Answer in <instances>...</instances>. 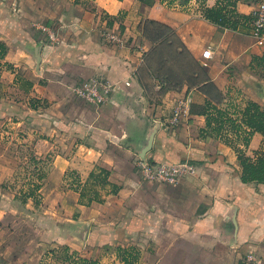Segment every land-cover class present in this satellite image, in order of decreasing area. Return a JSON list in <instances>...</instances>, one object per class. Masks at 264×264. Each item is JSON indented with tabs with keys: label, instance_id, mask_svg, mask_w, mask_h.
Instances as JSON below:
<instances>
[{
	"label": "crops",
	"instance_id": "1",
	"mask_svg": "<svg viewBox=\"0 0 264 264\" xmlns=\"http://www.w3.org/2000/svg\"><path fill=\"white\" fill-rule=\"evenodd\" d=\"M260 1L0 0V159L27 150L46 162L34 197L3 194L48 216L26 262L53 245L89 257L112 245L123 264H264V184L243 182L239 159L264 154V137L246 142L242 126L249 101L264 110V44L251 20L207 18L218 7L254 18ZM151 21L157 37L144 35ZM97 80L113 85L102 101L79 93ZM179 102L189 115L172 126ZM218 110L235 129L218 126ZM143 162L194 172L150 180ZM102 170L101 198L84 196Z\"/></svg>",
	"mask_w": 264,
	"mask_h": 264
},
{
	"label": "rangeland",
	"instance_id": "2",
	"mask_svg": "<svg viewBox=\"0 0 264 264\" xmlns=\"http://www.w3.org/2000/svg\"><path fill=\"white\" fill-rule=\"evenodd\" d=\"M152 34L157 36L159 32L154 31ZM0 123L1 125L5 124L4 120ZM30 154L27 150L19 151L0 159V206L6 203L5 205L8 207L6 208L8 218L4 219V222H0V264H30L25 260L33 251L32 248L35 247L38 240L37 236L45 231V226L48 224L47 215L35 211L32 215L28 213V211H33L32 209L20 210L15 206L10 207L7 197L3 196L4 193H7L11 199L12 196L24 199L26 196L23 192L32 191L35 189V185L40 183L37 169L41 168L40 172L44 171L46 162H34ZM93 181H90L91 183L82 190V193L87 197L101 198L99 189H102L105 184L101 178ZM10 211L19 214L20 219L14 220ZM64 247L61 245L50 246L37 264H81L83 263L82 258L88 260L87 264H123L122 257L128 256V253L118 250L112 245H110L111 249H105L99 255L97 252L93 253L90 257L82 251H64ZM76 252L77 254H75Z\"/></svg>",
	"mask_w": 264,
	"mask_h": 264
},
{
	"label": "trees",
	"instance_id": "3",
	"mask_svg": "<svg viewBox=\"0 0 264 264\" xmlns=\"http://www.w3.org/2000/svg\"><path fill=\"white\" fill-rule=\"evenodd\" d=\"M232 5V4H230ZM207 18L211 20L212 22L222 25L228 28L236 29L238 25L240 24V19H245L244 22H250L252 21L253 18H248L243 17L234 11L229 14V12H223L222 8H212L207 10ZM248 20V21H247ZM246 24V23H245ZM249 25V24H248ZM160 25L156 23L155 21H151L148 23L144 30V35L147 36H154L152 32L158 31L159 35L161 32H163L162 28L159 27ZM157 35V36H159ZM154 36V37H157ZM217 123L220 128L223 126L225 121L230 122L232 127L235 129V127L238 125L236 120H233L229 117H226L222 111L218 110L217 111ZM242 126L247 127L249 129L246 142H249L250 137L254 133H259L264 137V110L262 107L253 102L249 101L246 108L242 112ZM219 130V129H218ZM239 159L241 162L242 166V181L249 183V182H258L261 184H264V154H259L256 159L252 158L251 156H248L246 153L241 152L239 154ZM102 176L100 175L99 177L96 176L95 173H92L91 178L92 179H99L101 178L102 182L105 184L107 183V177H108V172L105 170H102L101 172ZM40 185H36L35 189L30 191L29 193L25 194L26 196L34 197L35 196V190L39 189ZM64 251H68L67 247L63 248ZM55 252V251H51ZM127 253V252H126ZM124 261L128 262V256L123 257ZM81 261L83 263L81 264H87L89 263L86 258H82Z\"/></svg>",
	"mask_w": 264,
	"mask_h": 264
},
{
	"label": "built area",
	"instance_id": "4",
	"mask_svg": "<svg viewBox=\"0 0 264 264\" xmlns=\"http://www.w3.org/2000/svg\"><path fill=\"white\" fill-rule=\"evenodd\" d=\"M252 34L257 40L259 45L264 44V0H261L254 12V18L251 21ZM106 37L109 42L114 43L119 47L126 45L125 39L114 32H107ZM127 86L131 85V81L128 80L125 83ZM103 88L106 94L112 91L113 85L110 82L94 81L92 83H85L79 88V93L89 100L102 101L104 97L99 93V90ZM189 115V106L186 102H179L174 109L173 117L170 124L176 126L184 116ZM141 168L145 174V177L150 180H158L164 182H175L178 177L186 172H194V166L190 163H182L178 165H151L147 162H143Z\"/></svg>",
	"mask_w": 264,
	"mask_h": 264
}]
</instances>
